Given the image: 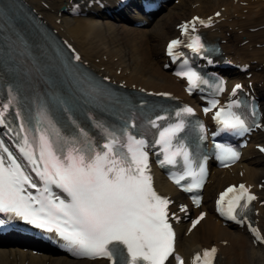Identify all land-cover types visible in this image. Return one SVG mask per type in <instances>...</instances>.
I'll return each mask as SVG.
<instances>
[{"label": "snow or ice", "instance_id": "6c2138e0", "mask_svg": "<svg viewBox=\"0 0 264 264\" xmlns=\"http://www.w3.org/2000/svg\"><path fill=\"white\" fill-rule=\"evenodd\" d=\"M197 23L209 26L210 21L194 18L181 25L183 34L187 36L189 28L194 32ZM181 43L179 39L172 40L168 45L169 55H174V49ZM187 47L198 54L205 50L199 36L190 37ZM75 59L79 60V55ZM176 74L187 78L189 91L207 83L192 70ZM241 87L237 84L233 95ZM223 90L221 83L217 91ZM14 99L9 89L8 101L0 105V126L19 138L18 155L0 139V213L55 232L82 257L106 258L110 264H165L175 252V233L169 222L171 201L153 186L147 142L137 139L127 129L117 133L100 123L96 127L103 132V142L94 141L83 128H78L76 135H66L46 116L38 125L43 122L47 126H37L35 134H31L32 129L18 109L15 116L20 118L19 131H15L7 118ZM218 104V100L210 101L205 113ZM240 106L239 100H233L218 108L213 119L221 130L249 131L247 116L235 111ZM183 113L192 114L193 109L185 107ZM251 114L258 115L255 109ZM176 115L179 117L181 113ZM199 127L203 132L204 125ZM183 129L182 120L169 125L159 132L155 143L163 153L159 161L162 166L176 165L178 157L183 159L184 171L173 179L180 185L191 178L184 190L192 192L203 186L205 169L201 165L196 171L188 148L182 143L174 145ZM238 158L239 153L230 148L220 156L225 166ZM53 188L66 194V198L57 195ZM255 199L245 185L231 186L220 194L218 210L237 220L238 213L248 209ZM193 202L199 206L200 197H193ZM181 211L186 208L182 206ZM204 215L201 213L192 221L193 228ZM252 231L264 242L257 229ZM216 253L215 247L204 249L195 254L192 264H214ZM175 259L178 264H184L181 257Z\"/></svg>", "mask_w": 264, "mask_h": 264}, {"label": "bare ground", "instance_id": "6f19581e", "mask_svg": "<svg viewBox=\"0 0 264 264\" xmlns=\"http://www.w3.org/2000/svg\"><path fill=\"white\" fill-rule=\"evenodd\" d=\"M24 1L73 47L93 72L127 89L168 95L187 103L195 100L183 93V82L163 69L167 62L163 57L164 45L177 37L176 25L195 17L210 21L208 27L200 30L205 38L221 47L220 58L247 68L249 75L232 70L223 73L230 79V89L241 83L245 91L259 100L262 126L253 135L238 164L226 170H212L199 210L191 209L186 198L155 169L154 188L171 201L169 214L180 217V221L174 223L176 251L187 264L196 253L211 247L217 249L215 264H264V242L252 233L246 234L244 228L223 227L212 214V203L208 204L223 187L244 184L257 197L251 215L252 227L259 235L260 231L264 235V154L257 151L258 146L264 148V68L260 74L253 72L260 66L257 55L260 49L253 46L264 37L262 0H179L166 16L143 28L133 26L136 20L126 9L117 10V0H99V7L101 4L105 9L98 5L85 7L83 11L76 9L77 16L72 15L73 0ZM243 2L249 5L247 15L243 14ZM105 10L110 14L103 12ZM177 11H182L183 16ZM207 11L211 12L206 14ZM244 16L245 20H242ZM251 28L258 31L249 33ZM182 206H187L186 211H181ZM200 212H205V217L193 228L192 221ZM6 246V242L0 244V264H107L101 260L75 261L43 253L32 255L29 250Z\"/></svg>", "mask_w": 264, "mask_h": 264}, {"label": "rangeland", "instance_id": "374dc122", "mask_svg": "<svg viewBox=\"0 0 264 264\" xmlns=\"http://www.w3.org/2000/svg\"><path fill=\"white\" fill-rule=\"evenodd\" d=\"M234 1H236V0H234ZM259 1V0H258ZM177 2H179V0H174V2L170 5V7H167L164 11H163V13L160 15V17H159V19L160 18H162V17H164V16H166V14H167V12L169 11V9L171 8V6H174V5H177ZM262 2L264 3V0H262ZM249 5H247V3L246 2H243L242 4H241V7H243V14L244 15H247L248 14V7ZM178 13H180L181 12V14L179 15V16H183L182 15V11H177ZM185 13H190L188 10H185L184 11ZM211 11H207L206 12V14H209ZM190 15V14H189ZM187 17H188V15H187ZM241 20V19H240ZM242 20H245V16H244V18L242 19ZM177 22V21H176ZM258 30H256V29H254V28H251L248 32L249 33H255V32H257ZM258 40V39H257ZM258 43H256V46H253V48L255 47V49H260L259 50V52L257 53V55L260 57V66H259V68L257 69V70H255V71H253V72H257V71H259L258 72V74H260V73H262V72H260V71H262L261 70V68H264V37L262 38V39H260V40H258L257 41ZM154 44L156 45L157 44V42H154ZM246 44V41H244L243 42V45H245ZM250 73H247L246 75H249ZM246 78V77H245ZM264 183V182H263ZM208 204H211V200L208 202Z\"/></svg>", "mask_w": 264, "mask_h": 264}]
</instances>
